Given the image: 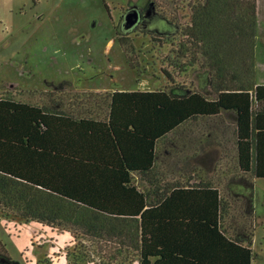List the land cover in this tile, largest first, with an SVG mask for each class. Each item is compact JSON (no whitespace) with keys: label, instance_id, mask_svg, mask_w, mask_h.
Returning <instances> with one entry per match:
<instances>
[{"label":"trees","instance_id":"16d2710c","mask_svg":"<svg viewBox=\"0 0 264 264\" xmlns=\"http://www.w3.org/2000/svg\"><path fill=\"white\" fill-rule=\"evenodd\" d=\"M165 1L151 3L175 34L142 33L153 48L171 45L161 61L169 70L198 69L204 85L173 87L174 75L161 68L164 89L114 92L95 117L57 93L36 104L0 97V215L110 244L117 250L109 260L253 264L256 216L247 197L225 193L202 166L182 167L173 181L164 167L189 142L215 145L223 156L232 144L239 177L264 179L258 0H191L186 25L178 0ZM119 45L138 70L129 35ZM0 264H16L1 240Z\"/></svg>","mask_w":264,"mask_h":264},{"label":"rangeland","instance_id":"374dc122","mask_svg":"<svg viewBox=\"0 0 264 264\" xmlns=\"http://www.w3.org/2000/svg\"><path fill=\"white\" fill-rule=\"evenodd\" d=\"M190 1L178 0L181 25L190 21ZM34 2L40 5L35 8ZM160 2L166 5L165 0ZM257 4L258 81L264 82V0ZM140 22L143 31L160 36H172L176 31L175 25L154 13L151 0H0V97L8 95L36 104L44 92L57 91L65 106L76 103L74 110L81 116L95 117L106 109L104 100L113 92L164 89L167 85L161 68L174 75L173 87H189L192 81L203 86L207 77L198 69L179 74L161 63L171 57V45L153 48L149 36L142 32L130 36L136 53L134 64L139 67L131 70L119 35L133 32ZM229 148L223 156L219 147L207 144L201 157L189 163L202 166L216 184L220 178L225 193L231 191L233 198L246 196L254 205L253 249L257 258L253 264H264V179L240 178L235 148L232 144ZM183 157V152L176 155L171 164L182 168ZM170 171L166 176L172 181L181 172L173 167ZM0 240L16 264H133L132 255L107 259L111 252L116 255L117 248L110 244L97 247L81 236L75 238L15 217L0 215Z\"/></svg>","mask_w":264,"mask_h":264},{"label":"crops","instance_id":"0c3cea01","mask_svg":"<svg viewBox=\"0 0 264 264\" xmlns=\"http://www.w3.org/2000/svg\"><path fill=\"white\" fill-rule=\"evenodd\" d=\"M258 70L260 72V69H258ZM260 83L261 84H264V82H262V81ZM149 92H151V91H149ZM197 143H198V145H197ZM197 143H195L194 148L191 146V143L190 142L187 143V145L184 147V151L183 152L185 153V158L188 157V156H190V158H189V160H187L185 162L186 165L183 166V169H184V167H186L187 169H190L191 166H190V163L189 162L192 161L191 159H192L193 156L195 157V159H199L201 157V154H202V152L204 150L202 148H205V145L204 144L202 145L200 141L199 142L197 141ZM197 146H198V149H196ZM195 154H196V156H195ZM193 166H196V164H194ZM198 166L201 167L200 165H198ZM171 167H173V171L174 170H179V169L181 170V167L178 168L176 165H172L171 164L169 166V164H167L164 168H166V170L168 171V174L171 172L170 171Z\"/></svg>","mask_w":264,"mask_h":264},{"label":"flooded vegetation","instance_id":"af4514ba","mask_svg":"<svg viewBox=\"0 0 264 264\" xmlns=\"http://www.w3.org/2000/svg\"><path fill=\"white\" fill-rule=\"evenodd\" d=\"M34 7L36 8V7H38L39 5H40V3H38V2H34ZM153 10H154V8H153ZM20 11H24L23 9H21ZM154 13H155V11H154ZM156 14V13H155ZM157 15V14H156ZM158 16V15H157ZM159 17V16H158ZM138 26H140V29L141 30H139L138 32H146V31H143L142 30V26H141V22L139 23V25ZM137 26V27H138ZM136 31V29L133 31V32H131V33H128V34H120L119 36H120V38L121 37H125V36H128L129 35V38H130V36L132 35V34H137L138 32H135ZM135 32V33H134ZM148 33H152V32H148ZM120 38H119V40H120ZM133 41V40H132ZM149 43H150V40H149ZM49 91H47V92H44V94H46V93H48ZM52 93H56L57 91H51ZM114 93V92H113Z\"/></svg>","mask_w":264,"mask_h":264}]
</instances>
